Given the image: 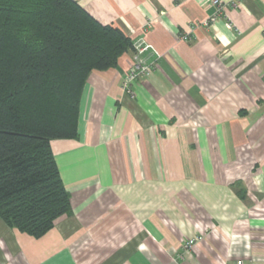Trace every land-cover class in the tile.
<instances>
[{
	"label": "crops",
	"instance_id": "obj_1",
	"mask_svg": "<svg viewBox=\"0 0 264 264\" xmlns=\"http://www.w3.org/2000/svg\"><path fill=\"white\" fill-rule=\"evenodd\" d=\"M73 1L157 55L132 96L131 51L90 72L77 137L50 143L70 214L39 238L0 220V264H174L201 234L179 264H264V0L207 26L209 0Z\"/></svg>",
	"mask_w": 264,
	"mask_h": 264
},
{
	"label": "trees",
	"instance_id": "obj_2",
	"mask_svg": "<svg viewBox=\"0 0 264 264\" xmlns=\"http://www.w3.org/2000/svg\"><path fill=\"white\" fill-rule=\"evenodd\" d=\"M132 50L73 0H0V220L33 238L70 214L51 150L77 137L91 71Z\"/></svg>",
	"mask_w": 264,
	"mask_h": 264
},
{
	"label": "built area",
	"instance_id": "obj_3",
	"mask_svg": "<svg viewBox=\"0 0 264 264\" xmlns=\"http://www.w3.org/2000/svg\"><path fill=\"white\" fill-rule=\"evenodd\" d=\"M209 2L211 6L215 8V13L212 17H210L203 23L206 26L212 24L219 16H223L225 9V5L222 0H209ZM232 25V23L226 22L227 28L231 29L233 27ZM179 39L181 41L188 42L190 41V36L187 32L181 34ZM131 52V63L122 81L123 91L130 96H132L131 84L137 79L147 78L151 72V64L146 62V60L143 58L144 54L147 52H151L157 55V52L153 48V46L147 43L143 38H138L137 40L132 42ZM203 237L204 234H201L185 240L180 248V253H178L174 258L173 263L179 264L180 261L183 260L184 254L191 251L196 243L203 240ZM237 264H241V262H238Z\"/></svg>",
	"mask_w": 264,
	"mask_h": 264
},
{
	"label": "rangeland",
	"instance_id": "obj_4",
	"mask_svg": "<svg viewBox=\"0 0 264 264\" xmlns=\"http://www.w3.org/2000/svg\"><path fill=\"white\" fill-rule=\"evenodd\" d=\"M102 244H105L104 242H102ZM101 249H99V252H100ZM99 252H97V254H99ZM102 255V254H101Z\"/></svg>",
	"mask_w": 264,
	"mask_h": 264
}]
</instances>
